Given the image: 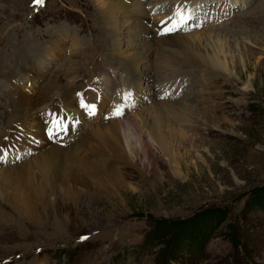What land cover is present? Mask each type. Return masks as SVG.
Listing matches in <instances>:
<instances>
[{
  "label": "rangeland",
  "instance_id": "1",
  "mask_svg": "<svg viewBox=\"0 0 264 264\" xmlns=\"http://www.w3.org/2000/svg\"><path fill=\"white\" fill-rule=\"evenodd\" d=\"M161 2L162 14L156 11L149 20L116 14L113 26L104 15L111 3L136 4L145 13ZM177 2L46 0L43 6L0 0V174L14 175L0 196V264H264V0H198L193 13L200 15L185 28L171 15V38L186 37L194 48L199 44L192 38L202 35V45L223 43L230 64L223 74L230 82L205 85L196 76L184 86L178 78L169 86L165 82L174 76L165 65L173 64L159 65L154 37L137 31L157 34L155 24L167 19ZM114 30L121 34L122 54L109 46ZM128 36L151 43L147 61L154 79L140 78L137 88L130 85ZM75 38L80 42L73 51ZM163 47L164 54L188 58L182 46ZM41 56L48 62L40 63ZM50 85L58 88L47 106L59 108L68 124L80 129L77 134L71 129L76 137L61 145L64 129L49 136V118L34 129L39 96ZM162 93L167 96L159 98ZM63 94L74 98L63 100ZM22 95L27 111L21 108ZM166 103L173 111L185 105L189 110L180 112L184 117L160 118L168 148L163 151L150 138L149 112ZM100 128L105 136L117 135L110 142L113 150L97 139ZM83 135L89 136L87 146L77 150L76 138ZM54 144L75 159L57 162V173L49 171L42 179L41 196L31 195L33 205L17 203L32 188L23 167ZM207 208H220L224 216L167 227L166 222L188 220ZM205 228L198 243L196 236ZM86 235L89 240L79 244Z\"/></svg>",
  "mask_w": 264,
  "mask_h": 264
},
{
  "label": "bare ground",
  "instance_id": "2",
  "mask_svg": "<svg viewBox=\"0 0 264 264\" xmlns=\"http://www.w3.org/2000/svg\"><path fill=\"white\" fill-rule=\"evenodd\" d=\"M177 1L178 2L175 5V11L173 12L171 17L174 20L179 19L178 24H180L179 23L180 15L184 16L185 18H187V17L193 18L199 12V11H197V12L193 13L192 8L188 9V7L190 6L191 3H193V2L196 3L198 0H177ZM217 1L219 2V0H217ZM163 4L164 3L161 2L153 11L150 10V11L144 13L142 9H141L142 11H139L140 10L138 8L139 5L136 6V4H133L131 7L127 8L126 6H123V5L118 7L117 5H114V3H111V6L107 8L104 15L109 17L110 23H112V25H113V23H114V25L116 24V20H115L116 14L119 15V17L135 18V19L137 17H141V16L143 17L144 16V17L148 18V20H149L150 17L156 13V11H158V13H159V9L161 10V8H162L161 6H163ZM203 5H204V7H200L201 9L206 8V3H204ZM115 7H117V9H115ZM164 7H165V5H164ZM259 8L260 7H258V9ZM185 9H186V11H185ZM260 9H262V7ZM187 12H189L191 14H188ZM203 12L204 11H202V13ZM178 13H180V15H178ZM159 14H162V12ZM197 15H200V14H197ZM154 20H155V22H157L156 20H158V19H154ZM169 24L167 22H164V21L159 22V20H158L157 24H155V30H156L157 34H151L149 31L145 32V33H142L141 30L137 31V33H139L137 35L144 34V36L152 35L154 37L152 42H153L154 47H156L158 49L157 51L159 53L158 55H156L157 58H155V61L159 65H162L164 63L173 64V65H169V66L164 64L165 66L171 68V71L173 72V76H174L172 80H170L169 82L167 80V82H165V83H167V85H169V86L173 85L177 81L176 79L178 78V80H179L178 82H181L180 86L181 85L184 86L185 83L187 82L186 80H188V78H189V80H194L195 78H193V77H196V76H198V78L200 79V83L203 82V83H205V85L210 83L212 80L214 82H216L219 79L223 80V82H225V81L230 82L229 79L226 78L223 74V73H226L230 67V64L227 62V55H226L225 46L223 45V43L222 44L220 43V44H218L219 46L218 45L216 46L217 42L219 41V40H217L216 42H214V45H212L211 47L209 46L208 42H205V44L202 45V44H200V42L203 43V40L205 38V35H202V36H198L197 38L196 37L192 38V43L194 45H195V43H198L199 45H195V48L189 47L188 46L189 40L186 37H180V38H176L174 36L172 38L170 37L171 35H173V29H172V27L169 26ZM178 26H180V25H178ZM167 29H171V31H167ZM114 31H116V30H114ZM120 36H121V34L117 31L113 35H111L110 40L112 41V43L109 46L112 49V51H118L119 53L122 54V52H120V47L122 44ZM61 39H63V38L60 37V38H57L56 40L61 42ZM127 39L130 40L127 43V47L130 48V50H132V52H133V53H131V55H126L127 63H129V65L131 64L133 66V69L130 70V71H132V74H131L132 77H131L130 85H132V82H133L134 87L137 88V85L140 82L139 81L140 78H144V79L149 80V81L154 79L153 76L149 75V71L151 70L150 66H149L150 61H147V59H149L147 49H149V47H151L150 46L151 43L150 44L147 43L148 40H146L147 42H145V40H141V39L139 40L138 36H128ZM56 40H54V41H56ZM57 41H56V43H57ZM73 41H74V43H73L74 47L71 45V47H72L71 50L76 51L79 48L78 44L80 41L77 38H75ZM224 43H226V42H224ZM161 44H163V46H170V47L171 46H175V47L176 46H182L184 48V50L187 52L188 58H186V59L184 58V60L182 61L180 58H178L177 55H172L174 53H172L171 55L164 54L166 49H164V47ZM58 46H59V49L61 50V46L60 45H58ZM200 46H202L201 48H203L202 50H203L204 54L199 51ZM209 47L212 50V53H211L212 55H209L207 52V51H209L208 50ZM139 49H143L144 50L143 53H139L138 52ZM151 50H152V48H151ZM74 53L75 52H72V54H74ZM36 59H38V58H36ZM41 60L42 61H40V63H42L44 60H45L44 62H48V60H46V59L43 60L42 56H41ZM196 60L198 61L197 63L195 62ZM142 64H144L143 67L141 66ZM71 65L74 66L73 62H69L68 66H71ZM194 65H198V68H199L198 72H196L197 69L194 70V68H193ZM233 69H234L235 73L238 75L239 79H241L242 75H241V73H239L237 71L236 65L235 66L233 65ZM120 70H123L126 72L128 71L126 69V66H122L120 68ZM189 72H191L190 75L188 74ZM20 79H22V78H20ZM20 79H19V82H20ZM108 80H109V78L106 79V81H108ZM208 80H209V82H207ZM169 86H166L165 88L167 89V88H169ZM57 88L58 87L55 85L54 86L50 85L48 87V89L46 90L47 94L43 93L42 95L39 96V98H41V100H40L38 105H42V106L38 109V111H37L38 114L35 113L36 114L35 117L38 119V121L34 117V124H37V126H35L36 128L34 127V129L39 130L41 128L40 121L42 122V120H44L45 118H49L47 120L48 124L45 127L49 136L54 135L57 129H59V130H57L58 133H60V129H62V130L64 129L63 130L64 135H62L63 137L61 136L58 139V141H59L58 145H61V144H65V143L69 142V139H72V137L73 138L76 137V134L79 132L80 129L75 128L76 126H72V124L71 125L68 124V122H67L68 117L63 112H61L59 108H51V107L47 106V102L52 100V97H53L52 93H54V91ZM244 88L247 89L246 87H244ZM49 90L51 92L50 94H49ZM164 91H163V93H164ZM163 93L160 96L158 95V97L160 98L163 96H167L166 93L165 94H163ZM23 94H25V93H23ZM54 94H56V91ZM65 98L71 99L74 97H73V94H72V96L71 95L68 96V95L63 94V100H65ZM21 99H22V103H21L22 104V106H21L22 111L23 110L27 111L30 108V106L26 105L27 104V96L22 95ZM163 99L167 100L168 98L164 97ZM92 100L95 102V99H92ZM92 100L88 99V103H91ZM52 104H53V102H52ZM186 106L187 105L179 107L178 109L180 111L177 112V111H173V108L170 106V104L166 103V104L161 105L158 108H156L153 113L149 112V113H151V114H149V116L150 117L153 116V127L151 128V137L150 138L157 145L158 150H159V143H160V146L163 149V151L168 150V148L166 147V142H164V140L161 139V132H162L164 126H163L162 122L159 121L160 118L162 116H164V114L171 115L168 118L169 120L174 119L173 117H184V115H182L181 113H183L185 110L188 109V107H186ZM55 109H57V110H55ZM26 115L27 114L24 113L22 116L26 117ZM25 120L26 119L23 120L24 124H25ZM35 121H37V122H35ZM23 122L21 123L22 125H23ZM57 122H58V126H57ZM16 125L19 126V123H16ZM60 125H61V127H60ZM145 125H146V122L144 120V126ZM51 126L54 129L53 131L50 129ZM42 127H43V125H42ZM71 129H72V131L76 132L75 136L70 135V134H72ZM102 130H101V128L98 129L97 139L99 141L101 140L102 143H104V146L106 148L113 150L114 147H112L113 145L110 142H111V139L112 140L116 139L117 135H115L114 132H110L109 134H107L105 136V135L101 134ZM172 132H174V131H172ZM66 134H67V136H65ZM55 136H56V134H55ZM77 136H79V135H77ZM88 138H89V136L85 137V135L80 137V139L76 138L77 139V141L75 142L76 149L82 150L84 148V146H87L86 142L88 141ZM115 141L117 142V140H115ZM44 142H45V145H47L49 143L48 140H45ZM3 152H4V150H2V148L0 146V157H3L2 156ZM102 155L104 156V154H102ZM63 157H66L65 159L70 160V161L75 159V156L72 155V153H70L69 150H67V149L62 150L60 147H58L56 144H54L53 146L48 147V149L41 155V157L37 161H35L32 165L29 164V165L23 167V170H24L26 178H27V182L31 183L32 188L30 191H28V193H26V195H24L25 196L24 199H22L21 201L18 200L16 202L17 203L18 202H22V203L27 202L28 203L26 205L27 207L33 205L34 201H33V198L31 197V195L32 196L34 195L35 199H37L38 197L41 196V190H42L41 188H44L42 179L43 178L48 179V174H49L48 172L49 171L54 170L57 173V169H56L57 162L61 161L63 159ZM0 164H2V161L0 162ZM58 168H59V166H58ZM34 169H36L37 173H35ZM37 174H39V175H37ZM12 176L14 177V175H12ZM12 176L9 175V171L8 172H2L0 174V196L2 195L3 192H5L4 191L5 188L8 189L9 185L11 184L9 182V177H12ZM58 177H59V174H58ZM50 179L51 178H49V180ZM47 182H48V180H47ZM14 198H15V196L13 197V199Z\"/></svg>",
  "mask_w": 264,
  "mask_h": 264
},
{
  "label": "trees",
  "instance_id": "3",
  "mask_svg": "<svg viewBox=\"0 0 264 264\" xmlns=\"http://www.w3.org/2000/svg\"><path fill=\"white\" fill-rule=\"evenodd\" d=\"M223 211L224 210H221L220 208H207V209H204L203 211L196 213L194 216H192V218H190L188 220H182V221H179L177 223H174V222H166V223H167V227L171 226V227H173V229H175L176 227L179 229L180 227H182L180 225L184 224L187 226L188 225L191 226L192 223H197V221L199 219L204 218V217H206L204 220H206L208 217H210V218L212 217V219L218 218L219 220H221L222 217L224 216ZM210 218H208V219H210ZM195 226L196 225L194 224V228H195ZM205 226H207V225H205ZM205 226H203V227H205ZM161 228H162V226L160 227V229ZM207 228L203 229L202 231L206 230ZM157 229H159V227H157ZM195 230H197V229L195 228ZM202 231L199 232L198 235L196 236L197 239L199 240L198 243L200 242V239H202L201 237L206 234L205 231L203 233H202Z\"/></svg>",
  "mask_w": 264,
  "mask_h": 264
},
{
  "label": "snow or ice",
  "instance_id": "4",
  "mask_svg": "<svg viewBox=\"0 0 264 264\" xmlns=\"http://www.w3.org/2000/svg\"><path fill=\"white\" fill-rule=\"evenodd\" d=\"M34 3L36 5H40V4H43L44 3V0H34ZM178 15H180V13H178ZM190 18L191 17L185 18L184 16L180 15V21H179V23L180 24L186 23L187 19H190ZM167 31H171V29H167ZM92 107H94V106H92ZM116 114L119 115L120 114V111L117 110ZM57 126H58V122H57Z\"/></svg>",
  "mask_w": 264,
  "mask_h": 264
}]
</instances>
